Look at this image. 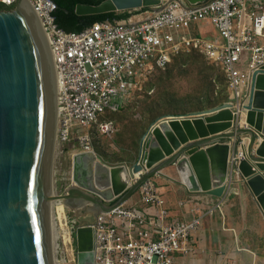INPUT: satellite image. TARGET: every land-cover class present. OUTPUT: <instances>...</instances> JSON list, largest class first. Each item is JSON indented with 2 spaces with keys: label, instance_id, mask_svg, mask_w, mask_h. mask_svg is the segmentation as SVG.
Here are the masks:
<instances>
[{
  "label": "water",
  "instance_id": "95a60500",
  "mask_svg": "<svg viewBox=\"0 0 264 264\" xmlns=\"http://www.w3.org/2000/svg\"><path fill=\"white\" fill-rule=\"evenodd\" d=\"M167 1L104 0L79 4L75 11L98 16L154 9ZM57 98L46 34L28 0H19L13 9L0 10V264H55L53 200L97 220L169 167L180 180L172 181L191 195L220 199L228 187L245 186L264 218V68L252 75L249 98L242 104L230 100L202 112L156 119L131 166H108L91 150L75 155L73 185L62 195L53 188ZM240 109L246 111L244 125ZM76 240L79 263L96 264L94 224L79 226Z\"/></svg>",
  "mask_w": 264,
  "mask_h": 264
},
{
  "label": "built area",
  "instance_id": "2783aa9c",
  "mask_svg": "<svg viewBox=\"0 0 264 264\" xmlns=\"http://www.w3.org/2000/svg\"><path fill=\"white\" fill-rule=\"evenodd\" d=\"M19 0H0L13 9ZM46 34L59 79V136H110L108 116L143 89L148 76L182 55L201 54L223 70L230 100L249 98L252 75L264 68V0H209L199 4L168 0L123 20L97 22L83 32H67L57 23L52 0H28ZM200 24L213 26L209 37ZM239 160L243 156L238 157ZM140 202L101 214L94 224L96 264H175L196 253L191 237L203 217L169 221L164 200L152 179L140 188ZM216 209L221 210V204ZM214 207H208L213 215ZM207 216V215H206ZM77 222L69 245L57 241L55 264H80Z\"/></svg>",
  "mask_w": 264,
  "mask_h": 264
},
{
  "label": "rangeland",
  "instance_id": "374dc122",
  "mask_svg": "<svg viewBox=\"0 0 264 264\" xmlns=\"http://www.w3.org/2000/svg\"><path fill=\"white\" fill-rule=\"evenodd\" d=\"M230 99L229 85L221 67L201 54L178 57L167 68L154 70L145 80L143 89L129 98L121 110L108 116L115 123L114 134L110 136L94 134L89 138L76 135L68 140L58 135L53 163L54 191L57 195H62L73 185V158L85 149L94 151L108 166H131L139 159L143 135L156 119L166 115L202 112L229 102ZM169 169L173 173L169 176L177 180L175 167ZM153 182L164 200V205L160 209L169 213L167 222L206 216L208 207H214L215 215H219L223 212L222 209L224 210L223 206L221 210L216 209L217 203L211 199L189 196L180 189H174L169 185L171 182L168 180V183ZM246 196L245 200L243 198L230 200L232 205L229 218L233 219L235 224L238 219L244 222L242 245L257 248L260 252L259 264H264L263 219L255 202L249 195ZM57 207L55 204L53 217L57 221L55 227L61 233ZM64 217L69 219L72 228L73 222H77L75 233L79 226L96 222L92 214L86 211L80 213L69 207L61 218L63 225L66 223ZM60 243L64 248L62 240Z\"/></svg>",
  "mask_w": 264,
  "mask_h": 264
},
{
  "label": "crops",
  "instance_id": "0c3cea01",
  "mask_svg": "<svg viewBox=\"0 0 264 264\" xmlns=\"http://www.w3.org/2000/svg\"><path fill=\"white\" fill-rule=\"evenodd\" d=\"M150 10V9H148ZM144 11L138 10L133 11L136 14V18L141 19L146 16ZM129 14L131 12H128ZM123 14V13H116ZM201 31L203 33H208L209 37L217 35V31L213 26L207 24H200ZM249 140L246 141L248 145ZM255 146V150L257 148ZM171 168V167H169ZM169 168L164 169V176H157L152 178V182L156 183L162 181L169 183L174 189H180L184 191L186 195L189 194L185 188L173 184L169 174L173 175ZM178 178V176H177ZM167 179V180H165ZM160 182V183H162ZM249 195L247 188L243 185H232L228 187L226 195L223 198H214L210 196L195 195V197H201L206 199H211V201L221 204L224 207L223 212L219 215H207L202 218L200 222V227L191 237L192 245L196 253L189 256L177 255L175 258V264H259L260 263V252L257 248L249 245L244 247L242 242L244 241V236L242 235L244 222L238 219L237 223H233V219L229 218V210L232 205H230V200L246 199ZM251 197V196H250ZM140 190L136 192L126 203V205H136L140 202ZM253 200V199H252ZM213 203V202H212ZM112 204V203H110ZM229 204V205H228ZM227 205V206H226ZM258 209L257 205L255 204ZM259 211V209H258ZM262 216L261 212L259 211ZM263 219V220H262ZM262 223L264 225V218L262 216ZM247 221V220H246Z\"/></svg>",
  "mask_w": 264,
  "mask_h": 264
},
{
  "label": "trees",
  "instance_id": "16d2710c",
  "mask_svg": "<svg viewBox=\"0 0 264 264\" xmlns=\"http://www.w3.org/2000/svg\"><path fill=\"white\" fill-rule=\"evenodd\" d=\"M58 5L55 16L58 25L67 32H83L90 28L97 22H102L105 20H123L129 17V13L125 12L123 14L107 13L98 16H79L76 14V8L79 4L86 5H99L104 0H54ZM149 8L143 9L142 11H147ZM0 10H4L0 7Z\"/></svg>",
  "mask_w": 264,
  "mask_h": 264
},
{
  "label": "bare ground",
  "instance_id": "6f19581e",
  "mask_svg": "<svg viewBox=\"0 0 264 264\" xmlns=\"http://www.w3.org/2000/svg\"><path fill=\"white\" fill-rule=\"evenodd\" d=\"M56 80H57V95H58V98H57V101L59 102V94H60V91H61V85H60V82H59V79H57L56 77ZM240 113L242 115V118H241V124L244 125L246 123V111L240 109ZM58 122H59V110H58ZM58 135H59V125H58V130H57V137H56V144H57V138H58ZM89 149H85L84 151L78 153V154H81V153H86L88 152ZM76 154V155H78ZM164 170H161L160 174L157 175V176H164V173H163ZM140 174H143V173H140ZM138 175H136V178H138ZM172 180V178H171ZM179 180V178L177 179V181ZM180 181V180H179ZM55 195H57V193L54 191ZM58 198V197H56ZM56 202V203H55ZM58 206L56 208L57 212H58V217L57 219H59L60 221V230H61V233L59 232V230L57 231V228L55 227L57 225V221L56 219H54L53 215H52V244H53V252L55 254L56 252V249H57V241L59 239L63 240L64 243H66L67 245H69V242L72 241V228H71V225L69 223V219L67 217H64L65 218V221L66 223L63 225V222L61 221V218L62 216L64 215V213H66V210L68 208L66 202L62 199H55L52 201V211L54 213V206L55 204ZM84 209H81L79 212L81 213ZM66 216V215H65ZM56 221V223H55ZM56 224V225H55ZM55 229H56V232H55Z\"/></svg>",
  "mask_w": 264,
  "mask_h": 264
},
{
  "label": "clouds",
  "instance_id": "9594fccd",
  "mask_svg": "<svg viewBox=\"0 0 264 264\" xmlns=\"http://www.w3.org/2000/svg\"><path fill=\"white\" fill-rule=\"evenodd\" d=\"M5 10V9H4ZM11 10V9H10Z\"/></svg>",
  "mask_w": 264,
  "mask_h": 264
}]
</instances>
